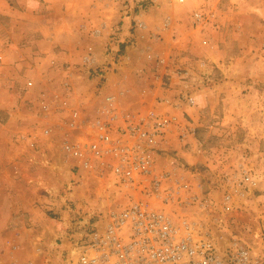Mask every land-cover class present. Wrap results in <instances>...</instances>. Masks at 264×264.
<instances>
[{
    "label": "rangeland",
    "instance_id": "1",
    "mask_svg": "<svg viewBox=\"0 0 264 264\" xmlns=\"http://www.w3.org/2000/svg\"><path fill=\"white\" fill-rule=\"evenodd\" d=\"M45 1L25 0L20 9L17 0H6L15 12L12 17L21 22L12 39L0 29V51L10 45L31 48L26 69L40 72L37 82L27 79L31 88L25 82L18 93L14 86L11 92L0 91L1 264H66L104 213L127 202L109 174L78 169L76 161L61 155L53 143V113L47 121L40 118V93L53 107L48 67L53 51L60 55L57 60L78 67L89 47L96 66H110V58L121 66L123 74L115 72L111 80L131 87L133 93L121 100L124 108L138 107L145 99V107L154 98L168 100L163 109L193 128L185 140L179 128L173 129L158 152L157 168L173 181L190 184L201 199L200 207L185 209L195 230L221 251L232 243L244 245L251 250L252 264H264V233L258 225L264 205V0ZM196 12L203 18L199 25L193 22ZM125 17L127 22L119 20ZM7 18L0 10V25ZM66 22L81 24L77 27L85 35L72 40L71 29L62 25ZM58 24L63 41L49 53H37L32 37ZM96 29L99 39L92 36ZM99 68L78 75L90 91L101 87ZM24 92L32 100L21 101ZM19 93L20 98L13 96ZM184 95L194 97L195 106L181 103V110L175 109ZM241 168L258 181L257 188L227 212L221 204L222 181Z\"/></svg>",
    "mask_w": 264,
    "mask_h": 264
},
{
    "label": "built area",
    "instance_id": "2",
    "mask_svg": "<svg viewBox=\"0 0 264 264\" xmlns=\"http://www.w3.org/2000/svg\"><path fill=\"white\" fill-rule=\"evenodd\" d=\"M202 19L200 12L194 13V24H201ZM92 36L99 39L100 30L92 31ZM109 60L110 66L106 62L96 66L97 57L91 47L78 67L50 58L53 107L45 93L37 99L40 118L47 121L53 113V143L59 144L61 155L76 161L74 166L78 169L97 175L106 172L128 196L124 205L108 209L99 223L85 233L65 263L252 264L248 247L232 243L221 251L213 239L195 230L185 209L192 205L200 207L201 199L192 193L190 184L173 181L168 173L157 168L158 152L167 144L173 129L179 128V137L185 140L193 136V128L163 109L168 100L158 102L154 98L153 105L145 107V99L138 107L124 108L121 100L131 94L127 83L112 82L109 89L103 88L108 73L121 70L119 64ZM93 67H100L102 84L98 90L95 87L90 91L77 78ZM32 86V81H27L25 88ZM181 103L191 108L195 99L181 96L175 109L181 110ZM49 132L50 129H44L45 135ZM257 183L243 168L228 176L222 181V208L232 210L237 199L256 190ZM258 225L264 233V205ZM7 264L33 263L9 260Z\"/></svg>",
    "mask_w": 264,
    "mask_h": 264
},
{
    "label": "crops",
    "instance_id": "3",
    "mask_svg": "<svg viewBox=\"0 0 264 264\" xmlns=\"http://www.w3.org/2000/svg\"><path fill=\"white\" fill-rule=\"evenodd\" d=\"M44 2H46L44 0ZM25 0H17V4L19 5L20 9H22V5H24ZM0 10L2 12V14H4L5 16H7V23L4 25H0V29L4 32L3 35L7 36V39H12L15 34H14V30L18 29V27L20 26V22L21 21H16L12 16L13 14H15V12H13L12 8L9 6V4H7L6 0H0ZM48 5V4H47ZM52 4H49V8L51 7ZM22 12V10H21ZM119 20H124V22H127V18H123V19H119ZM82 21V20H81ZM104 20H101L100 22L103 23ZM80 22V21H78ZM78 22L74 23L71 22V24L68 22H66L64 25L65 27H68L71 29V39L76 41L78 39H76L77 36H80L81 34H84L82 31L79 30V26H81V24H79ZM104 25H108L107 21H104L103 23ZM7 25V26H6ZM126 24L124 23V26ZM61 26V24H58L56 26H53V30L51 31H46L45 28L41 29L42 31V36L40 35H36L34 37H32L34 39V48L35 51L37 53H49L48 49L50 47L53 48L56 46V44L58 42H61L62 39H59L58 37H60L61 35L58 34L57 30L58 28ZM78 26V27H77ZM87 27V25H86ZM87 29V28H86ZM13 31V32H12ZM51 34H53L51 37L48 38V35L50 36ZM122 35V34H121ZM120 35V36H121ZM65 38H69V37H65ZM69 38V39H70ZM111 38H109L108 40H110ZM63 41V40H62ZM13 48V49H12ZM2 51H0V53L4 54V57L0 60V91H6L11 92V87L14 86V88L16 89V91L13 92H17V91H22V89H24V83L27 82L29 80V77L34 78L35 81L37 82V75L40 74V72L36 71L35 69L33 70H28L26 69L27 66L30 65V63L28 61H26V58L29 57V53L31 48H25V49H20L18 47H16L15 45H10L8 46V48L3 47L1 48ZM25 53V54H23ZM47 56H51L49 54H47ZM60 56L59 54H56L53 51V57ZM22 69L25 71H22ZM123 72L122 70L118 71L116 73L117 76L121 75ZM111 74L112 73H108V77H107V81L104 83L106 85L103 86V88H107L109 89V87L111 86V83L113 82V80H111ZM28 79V80H27ZM19 89V90H17ZM12 90H14L12 88ZM18 93V92H17ZM131 93L132 90H131ZM26 94V95H25ZM19 95H22V93L20 94H13V96L15 98H20ZM30 95L26 92L23 93V97L21 99V101H25V100H32L30 99ZM11 115H10V119H11ZM166 143L168 144V139L166 141ZM165 143V144H166ZM163 148H165V146H162ZM264 195V194H262Z\"/></svg>",
    "mask_w": 264,
    "mask_h": 264
}]
</instances>
